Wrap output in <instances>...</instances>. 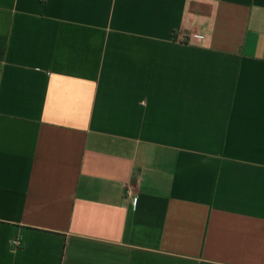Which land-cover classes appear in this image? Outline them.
Here are the masks:
<instances>
[{
  "label": "crops",
  "instance_id": "1",
  "mask_svg": "<svg viewBox=\"0 0 264 264\" xmlns=\"http://www.w3.org/2000/svg\"><path fill=\"white\" fill-rule=\"evenodd\" d=\"M0 264H264V0H0Z\"/></svg>",
  "mask_w": 264,
  "mask_h": 264
},
{
  "label": "built area",
  "instance_id": "2",
  "mask_svg": "<svg viewBox=\"0 0 264 264\" xmlns=\"http://www.w3.org/2000/svg\"><path fill=\"white\" fill-rule=\"evenodd\" d=\"M14 244L15 245H19L20 244V241L19 240H16V241H14Z\"/></svg>",
  "mask_w": 264,
  "mask_h": 264
}]
</instances>
